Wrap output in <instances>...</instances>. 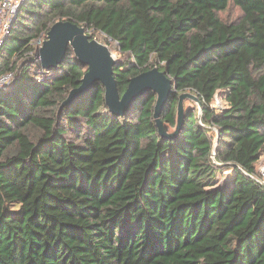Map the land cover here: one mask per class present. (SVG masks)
<instances>
[{
    "label": "trees",
    "instance_id": "trees-1",
    "mask_svg": "<svg viewBox=\"0 0 264 264\" xmlns=\"http://www.w3.org/2000/svg\"><path fill=\"white\" fill-rule=\"evenodd\" d=\"M229 5L234 21L220 17ZM59 20L116 44L121 94L140 72H164L170 129L181 93L197 96L201 117L183 100L181 130L162 138L154 91L114 116L99 82L61 106L86 65L70 48L55 68L31 59ZM6 72L0 264H264V0H25L0 46ZM218 90L222 112L210 106ZM225 171L229 186L211 188Z\"/></svg>",
    "mask_w": 264,
    "mask_h": 264
},
{
    "label": "water",
    "instance_id": "water-1",
    "mask_svg": "<svg viewBox=\"0 0 264 264\" xmlns=\"http://www.w3.org/2000/svg\"><path fill=\"white\" fill-rule=\"evenodd\" d=\"M69 48L72 49L77 60L87 68L81 77L80 84L69 91L61 106L87 94L93 85L99 82L104 87V102L114 116H123L139 97L149 90L154 91L156 102L153 118L158 134L162 138H174L181 130L184 117L183 100L193 101L198 108V118L201 117V102L197 96L184 92L179 95L174 128L170 129L168 124L161 120L160 114L172 89V81L157 67L131 77L125 91L121 94L114 77V66L117 61L109 47L91 38L83 26L71 21L59 20L51 25L37 50L40 66L43 69L57 67L65 60Z\"/></svg>",
    "mask_w": 264,
    "mask_h": 264
},
{
    "label": "rangeland",
    "instance_id": "rangeland-1",
    "mask_svg": "<svg viewBox=\"0 0 264 264\" xmlns=\"http://www.w3.org/2000/svg\"><path fill=\"white\" fill-rule=\"evenodd\" d=\"M239 16H240L239 9L233 5H229L223 12L220 13V17L225 21H234ZM13 33L17 34V30H14ZM87 34H92L97 41L102 42V43L104 42V44H106L109 47L114 59L117 62H123L125 60V55L120 53L116 44L113 41L109 40L108 38L106 40V38H104L103 35L100 33H92V31H89V33H87ZM45 37H46V35L43 34L32 42L33 51H32L31 59H33L35 61H39V59L37 57V53H38L37 50H38V47L42 44ZM16 43H17V41L15 40V38H10L5 43L4 48H6V50H9L12 47H14L16 45ZM220 95L222 96V92H220ZM185 107L186 108H192L194 106H193L192 102L187 100V101H185ZM262 164H264V150L261 154V157L259 158V160L256 163V171L258 170V167ZM232 175H233L232 171H225L223 173H217V176L214 180V184L211 188H227L230 184V181L232 180L231 179Z\"/></svg>",
    "mask_w": 264,
    "mask_h": 264
},
{
    "label": "built area",
    "instance_id": "built-area-1",
    "mask_svg": "<svg viewBox=\"0 0 264 264\" xmlns=\"http://www.w3.org/2000/svg\"><path fill=\"white\" fill-rule=\"evenodd\" d=\"M25 0H0V46L3 40L8 36L13 21L15 20L21 4ZM14 72H6L0 75V89L6 87L11 83L14 78ZM222 92V96L220 95ZM210 106L216 112H222L228 107L226 100V90H218L211 102ZM258 175L261 177V181L264 183V164L260 165L257 170Z\"/></svg>",
    "mask_w": 264,
    "mask_h": 264
}]
</instances>
